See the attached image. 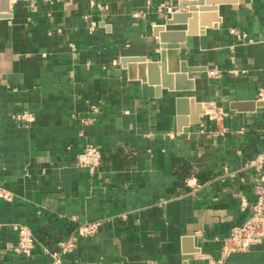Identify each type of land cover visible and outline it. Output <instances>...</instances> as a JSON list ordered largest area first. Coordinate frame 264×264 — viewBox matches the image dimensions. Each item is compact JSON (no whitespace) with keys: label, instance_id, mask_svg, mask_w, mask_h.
<instances>
[{"label":"crops","instance_id":"0c3cea01","mask_svg":"<svg viewBox=\"0 0 264 264\" xmlns=\"http://www.w3.org/2000/svg\"><path fill=\"white\" fill-rule=\"evenodd\" d=\"M181 1L10 0L0 17V187L14 200L0 202V264H52L43 248L89 221L103 224L77 237L69 264H211L249 217L247 164L264 153V0L199 2L204 23L179 43L192 89L145 91L124 60L160 63L153 30L187 31L167 24L189 11ZM210 104L225 112L218 126ZM22 110L35 120H14ZM87 144L102 152L95 174L75 165ZM14 223L32 230V256L9 250ZM227 263L264 264V244Z\"/></svg>","mask_w":264,"mask_h":264},{"label":"built area","instance_id":"2783aa9c","mask_svg":"<svg viewBox=\"0 0 264 264\" xmlns=\"http://www.w3.org/2000/svg\"><path fill=\"white\" fill-rule=\"evenodd\" d=\"M151 3L152 0H147ZM171 13L172 7L161 4L159 6V12ZM169 10V11H168ZM213 77H219L220 72L211 73ZM260 99L264 100V91L261 90ZM208 116L210 120L214 121L216 125L220 124L225 116V112L217 106L210 104L208 108ZM12 118L17 122L28 125L35 120V116L28 110H22L12 115ZM220 129L217 128L216 135L220 133ZM102 163V152L96 145L87 144L75 158V165L81 169L87 170L90 174H95L99 171ZM248 167L252 168L255 173V181L253 185V194L255 201L251 208V214L249 217L238 226H235L228 237L224 240L221 249V256L212 260L211 264H228L227 260L233 253L245 252L254 245L264 244V153L258 154L255 158L248 162ZM235 178L234 173L225 171V177ZM190 187L193 184L187 183ZM5 200L12 202L14 195L10 191L0 187V202ZM102 221H89L80 223L75 233L70 235L64 240L57 243L55 248H43L44 254L51 259L52 264H69L67 257L71 255L78 245L77 237H91L98 232ZM12 229L17 235V240L14 245H10L8 248L14 254L23 257L32 256L34 250L39 244L36 240L32 230L23 224L14 223ZM152 264V263H149Z\"/></svg>","mask_w":264,"mask_h":264},{"label":"water","instance_id":"95a60500","mask_svg":"<svg viewBox=\"0 0 264 264\" xmlns=\"http://www.w3.org/2000/svg\"><path fill=\"white\" fill-rule=\"evenodd\" d=\"M213 0H206L207 4H212ZM203 5L202 0H183L179 3V9L190 6L186 13L174 12L167 24L188 23L186 32L167 31L165 25L156 26L154 28V36L158 37L160 44V63L148 61L147 57H131L124 60L125 66L129 71L131 79L139 78L143 82V88L147 91L150 88L148 85L162 84L163 87L170 89H192V84L187 85L186 73L194 71L193 68L188 67L184 62H181L180 49L184 45L180 42L186 40V35H195L198 33L196 29L197 18L200 16L202 23H204V11L208 7L196 8L197 4ZM10 12V0H0V17L6 18ZM209 25L210 23H206ZM161 68L162 75L159 73ZM137 69L139 72L137 74ZM176 74L175 76L173 74ZM176 79L174 84L173 80ZM186 86V87H184ZM188 86V87H187ZM150 90V89H149ZM188 241V239H185ZM200 249H195V252ZM191 257H187L190 259Z\"/></svg>","mask_w":264,"mask_h":264}]
</instances>
